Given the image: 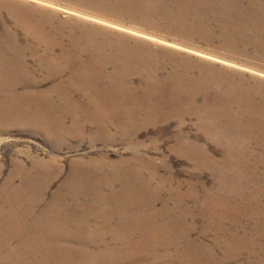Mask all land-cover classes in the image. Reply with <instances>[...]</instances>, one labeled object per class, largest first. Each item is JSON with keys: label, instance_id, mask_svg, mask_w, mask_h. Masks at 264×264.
Instances as JSON below:
<instances>
[{"label": "rangeland", "instance_id": "rangeland-1", "mask_svg": "<svg viewBox=\"0 0 264 264\" xmlns=\"http://www.w3.org/2000/svg\"><path fill=\"white\" fill-rule=\"evenodd\" d=\"M19 1L54 13L61 19L82 21L115 36L143 41L157 48L161 55H165L164 50H169L192 60L207 62L221 70L227 69L232 74L246 78L244 82L249 87L256 86L255 81L264 82V56L258 55L251 45L246 47L237 44L238 50L228 49L217 40L206 43L197 36L190 38L185 33L180 35L177 31L154 27L137 18L119 17L116 13L96 10L73 0ZM76 13H82L86 17ZM164 61L169 65L172 62L166 55ZM167 69L170 71V66ZM192 69L197 72L200 67ZM50 82L52 81L49 80L43 88L48 87ZM263 88L264 84H261V89ZM51 92L53 91H38L33 100L36 97L50 98ZM72 93L73 91L62 90L59 94L69 97ZM208 94L211 96L213 91ZM157 97L160 98V95L154 92L156 104ZM202 97L203 92L198 95L197 103L194 104L200 109L201 104H204ZM24 99L30 100L26 106L19 103ZM33 100L31 92L27 90H0V196L6 195V199L0 200V210L6 212V215L0 216V264H41V251L49 252L51 262L47 264H63L76 258L79 252L91 253L92 249L98 254L121 255L126 250L124 240L130 236L140 238L149 229L159 232L156 238L158 246L148 248L147 256L140 257L133 264H170V260H161L160 257H172L177 251L174 256L177 264H245L250 260L247 258L248 253L256 260L255 256H258L255 251L259 252L256 247H264V209L261 208L264 206V166L260 165L255 169L252 163L257 159L249 160L246 155V165L243 163L246 167L243 171H238L235 163L231 166L235 173H247L240 183L234 177L226 183L229 185L236 182L233 183L234 187L238 185L241 189L237 191L241 195L237 194L231 200L233 206L243 207V222L229 219L218 221L220 216L226 217L225 213L213 220L208 215V199L217 206L227 204V199L222 200L215 195L225 170L220 172L213 164L226 158L229 147L226 148V145L214 138L206 128L207 125L200 124L196 108L190 107L179 114L170 113V107H167L161 117L145 118L144 114L142 120L131 108L129 115L135 116L127 118L128 115H118L116 118L112 115L116 120L113 119L104 131L95 123H87L84 132L71 136L51 132V120L37 118L38 112L45 115L46 111L54 112L60 118L66 116L70 113L69 105L35 103ZM11 107L12 110L9 109ZM92 110L94 109L90 107L88 111ZM207 111H210V107ZM65 124L71 127L73 121L68 119ZM184 140L191 142L198 150L206 151V156L212 163L195 161L184 154ZM253 147L250 144V148ZM258 152L264 156V151L260 148ZM99 158L117 167H106L102 169L104 172L97 173L96 169H101L99 166L103 163ZM241 159L243 160V156ZM34 160L48 164L49 167L36 170ZM15 162H19L23 169L21 179L14 171ZM85 165L87 167L84 173L89 174L91 180L86 181L81 189L78 188L82 190V199L78 201L75 196L70 195L67 201L53 206H67L75 212L84 210L89 217L78 227L69 218L65 221L53 220L49 216L47 220L40 219L41 212L44 213L46 207L54 210V196L64 188L65 181L74 174L84 175ZM133 168L138 174L132 179H141V185L144 183L146 187L156 190L155 193L159 190L161 197L168 199V206L164 205L162 199L156 198L152 208H149L151 205L135 208L124 201L123 209L131 208L132 212L126 214L119 209L121 202L115 199L119 191L112 185L103 183L102 179L105 174L109 177H123ZM56 170L59 175L52 179ZM34 184L39 187L40 200L45 194L42 203L44 206L39 208V215L21 217L17 212L22 210L23 205L18 197L30 196ZM120 187V183L116 184V188ZM205 195L209 197L201 204L198 200ZM174 196L179 197V205L170 201ZM252 196L259 201L251 199ZM244 207H247L245 214ZM32 208L37 209L35 205ZM176 208H179L177 213ZM226 208L220 209L219 213ZM212 220H217L216 224H211ZM258 223L262 225H257ZM41 225L46 229H42ZM154 226L156 229L152 228ZM229 232H233L232 236L236 235L232 237ZM101 238L106 242H101ZM227 241L232 245L231 251L222 247L221 243L226 244Z\"/></svg>", "mask_w": 264, "mask_h": 264}, {"label": "bare ground", "instance_id": "bare-ground-1", "mask_svg": "<svg viewBox=\"0 0 264 264\" xmlns=\"http://www.w3.org/2000/svg\"><path fill=\"white\" fill-rule=\"evenodd\" d=\"M73 1L96 10L116 13L119 17L137 18L154 27L161 26L167 31H177L180 35L185 33L190 38L197 36L206 43L217 40L222 46L232 50H238L237 44L246 47L251 45L258 55L264 56V0ZM76 14L86 17L82 13ZM158 51L157 48L143 41H131L127 36H115L82 21L61 19L54 13L38 9L23 1L0 0V90L12 89L17 92L27 90L31 92L32 100L38 91H53L50 93V98L36 97L33 102L67 104L70 113L60 118L58 114L45 110L47 114L38 112L37 118L43 121L51 120V132L71 136L84 132L87 123H95L101 131H104L118 115L121 117L128 115L127 118L138 115L142 120L145 114V118L156 119L162 116L167 107H170V113L179 114L189 110L190 107L196 108L200 124L207 125L206 128L214 135L213 137L226 145V148L229 147L226 158L213 164L216 170L220 172L225 170V174L222 173L224 178H221V184L215 195L222 200L227 199V204L217 206L208 199L210 208L208 215L214 220L225 213L226 217L222 215L218 221L229 219L243 222L241 221L243 207L233 206L231 200L240 194V191L237 192L238 185L234 187L233 183L236 182L229 185L226 183L233 180L231 177L236 178L237 183L245 179L247 173H235L231 167L235 163L238 171H243L246 167L245 155L249 160L257 159L255 163L251 162L254 168L264 166V156L258 152V148L264 151V88L261 89V84L264 82L255 81L256 86L249 87L245 85L246 78L242 75L232 74L227 69L221 70L207 62L192 60L179 53L164 50V54L172 60L169 65L164 61L165 55L159 54ZM168 66L170 71L167 69ZM192 67H200V69L196 72ZM49 80L52 81L51 84L43 88ZM62 90L75 93L67 97L59 94ZM212 91L213 94L210 96L208 93ZM154 92L160 95V98H155L157 104L153 99ZM202 92L204 104L200 103L202 105L200 109L194 104L197 103L198 95ZM19 103L26 106L30 100L24 99ZM7 105L11 106V103ZM1 106L0 102V108ZM90 107L94 109L92 112L88 111ZM206 107H210V111H207ZM112 108L115 110H111ZM131 108L137 114L129 115ZM9 109L12 110V107ZM68 119L73 121L71 127L65 124ZM213 123L214 125H211ZM250 144L255 148H250ZM184 154L195 161L212 163L208 155L206 156V151L198 150L188 140H184ZM99 160L103 163L99 166L101 169H96L97 173L104 172L102 169L106 167L109 169L117 167L104 159L99 158ZM34 162L37 164L34 167L36 170L49 167L48 164L37 160ZM86 167L87 165L83 169L84 175L74 174L65 181L64 188L54 196L52 206L67 201L70 195L75 196L78 201L82 199L83 194L80 189L86 181L91 180L89 174L84 173ZM15 169V173H18L21 179L23 169L19 162H15ZM137 174V170L133 168L123 177L104 175L102 182L112 185L119 191L115 198L121 202L119 209L126 214L132 212L131 208L123 209L124 201L135 208L148 205L152 208L157 201L156 198L162 199L164 205L168 206V199H163L159 190L155 193L156 190L146 187L144 183L141 185V179H132ZM58 175L56 170L52 179ZM14 178L16 179L17 176ZM118 183L121 184L120 188H116ZM225 184L226 186H222ZM40 195L39 187L34 184L30 196H19L23 208L17 214L24 218L34 214L39 215V208L44 206L42 203L45 199V194L41 200ZM206 197L209 196H202L198 201L202 204L206 201ZM253 198L259 201L257 197L252 196L251 199ZM3 199H6L5 194L0 196V200ZM178 199L179 197L174 196L170 201L179 205ZM34 205L36 210L32 208ZM53 207V211L46 207L44 213L41 212L40 219L44 221L49 216L53 220L65 221L69 218L78 227L85 218L89 217L85 215L84 210L75 212L67 206ZM222 208L226 209L219 213ZM261 208L264 209V206ZM178 210L179 208H176V213ZM246 212L247 207H244L243 214ZM4 215L6 212L0 210V216ZM214 222L216 224L217 220ZM243 225L245 226L244 223ZM41 228L46 229L43 225ZM152 228L156 229L155 226ZM158 233L149 229L148 233L140 238L130 236L124 240L123 245L126 250L121 252V255L98 254L92 249L91 253L79 252L76 258L63 264H133L140 257L147 256L148 248L158 246L156 241ZM229 233L232 236L233 232ZM104 237L106 238V235ZM100 241L106 242L104 238ZM221 244L231 251L230 242ZM256 248L259 251H255L258 256H255L256 260H253L254 256L248 253L247 258L250 260L245 264H264V247ZM175 254L160 259L170 260V264H177L174 260ZM39 260L41 264L51 262L49 252L41 251Z\"/></svg>", "mask_w": 264, "mask_h": 264}]
</instances>
